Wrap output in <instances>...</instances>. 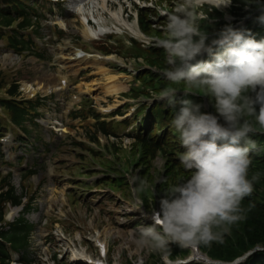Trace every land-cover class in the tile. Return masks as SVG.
Here are the masks:
<instances>
[{
    "label": "clouds",
    "instance_id": "9594fccd",
    "mask_svg": "<svg viewBox=\"0 0 264 264\" xmlns=\"http://www.w3.org/2000/svg\"><path fill=\"white\" fill-rule=\"evenodd\" d=\"M231 3L179 0L166 13V35L154 38L155 46L167 54L163 75L170 85L152 95L173 108L179 105L171 126L184 149L179 161L191 175L170 184L158 207L144 213L153 222L139 228L141 246L167 253L171 244L184 248L223 243L228 231L224 226L243 218L241 202L259 179V174L249 179L248 173L250 153L257 147L251 136L264 129V39L229 25L208 43L201 26L207 17L198 15L205 4L212 9ZM258 7L256 19L264 25V5ZM205 54L209 59H198ZM198 90L213 99L215 114L202 112V104L187 98ZM181 93L185 98L178 100ZM17 261L18 256L11 264Z\"/></svg>",
    "mask_w": 264,
    "mask_h": 264
},
{
    "label": "rangeland",
    "instance_id": "374dc122",
    "mask_svg": "<svg viewBox=\"0 0 264 264\" xmlns=\"http://www.w3.org/2000/svg\"><path fill=\"white\" fill-rule=\"evenodd\" d=\"M38 1L40 4L47 3V5L52 10L51 12L47 13L48 20H42L40 26H38L39 34L43 37V39H35V43L38 45L39 53H45L46 58H39L38 56L33 55L29 50H25L23 54L19 55V57L13 53H10V56L8 58L2 60L0 70L3 71V73L7 76L8 80H20V89L22 92H26V94L22 95V97L26 99H32L31 96L34 93H27L29 92V90L26 88H31L33 86L36 88L35 90H38L39 88L40 95L43 96L42 98H46L44 101H40L42 103V106L38 108L39 116L36 118L38 126L32 125L30 120H28V122L23 125L25 129L26 127L29 129L26 143L17 142L14 139L10 146H7L5 148L7 155L11 153L12 155L16 156L14 159H12L13 162L15 160H18V155L26 153L31 167H34V169L37 167L38 169L37 175L33 176L26 183L30 192L38 188V199L33 203L32 212L25 215V220L28 222V225H31L33 227L30 244L29 242H27L28 247L25 249V253H27V258L37 262L38 264H41L39 261L41 260L40 257L42 252H44L48 248H52L53 246L49 245L50 243L44 244L45 239L43 238V236L46 232L41 230L40 226L37 227L38 222L43 218V209L50 215L47 220L49 219V221H51L60 219L59 217H57V211H59L60 208L55 207L53 211V209L51 208L52 204L48 201V197L52 193H56V195L60 199L63 198L64 194L68 191L67 187L69 183H79V177H81L82 174L98 170L99 165L104 161L112 162L115 160H120L131 147L128 143H132L134 142V140L128 139L126 137H124L123 139L119 138L114 145L111 142L112 138H108L105 135L104 128L101 125L98 126L93 119H75V114H73V112L69 113V109L73 106V102L78 101L74 100L73 97L85 96L81 93L85 91V85H89L95 88L94 91L92 90V95H98L99 99H95L94 102H91V100H88L87 102L84 101L83 107L85 106V108H91L93 107L91 105H95L98 108H102L121 103L119 101L117 102L116 97L112 99L106 97L104 94H102V90L110 76L111 78H116V82L112 81L113 83H118L122 86V89L125 88L123 85V76L110 74V70L102 66H100L101 69L99 68V70L97 68L90 67V63H80L72 70L70 69L69 65L60 63L59 58L61 56V48L67 47V56H71L75 44L82 45L84 43L83 41L76 40L77 34L83 27L81 26L80 21L77 18L73 17L70 7L66 4H63L62 6H51L48 4V0ZM82 1L83 3L85 2V0H81V2ZM124 1L126 0H115V2L110 3L108 9H100V5L95 3V16L97 17L100 25L104 27H113L112 24L114 20L110 16V13H112L111 10L123 8L122 4ZM91 3L93 4V2ZM127 5L130 6V3H127ZM77 6H79V4ZM128 9H130V7ZM60 29H63L66 32V35L64 39L58 41ZM121 29L122 30L120 31V33H125V27L121 26ZM133 30L134 29H132V31ZM98 33L99 36L105 34H100V32ZM111 43V49H113L119 42L118 40L114 39ZM86 47H88L90 50H95L98 48H105L106 46L101 44L89 45L87 43ZM8 51L9 50L7 47H5L3 50L4 53ZM87 55L89 56V59L83 60L87 61L93 59L97 61L99 57L97 55ZM75 70L78 72L77 74L74 73ZM102 71H105V73H107V80L101 73ZM61 76H65V78L67 79L68 89L62 94H56V84L59 83L58 79ZM108 84H111L110 81H108L106 85ZM48 90L50 92H48ZM88 93H90L89 89ZM0 95L6 96L4 91L1 92ZM33 99L38 101L40 98ZM77 109H79V107H77ZM86 111L87 110H85L84 113H86ZM0 121L2 122L1 126L3 127L0 128V132L6 133L7 131H10L11 124L8 122L7 117L1 115ZM145 121L148 122L149 120ZM108 125L107 131L118 132L115 124ZM65 126L71 130V134H69V136L63 135L62 132L57 133L54 131V129L59 130ZM96 139L99 140V147L101 149L96 154L90 153L85 146L79 145V143L90 145V141H95ZM94 145L97 146V144H91V146ZM12 146H14V150L11 149ZM132 146V151L138 152V148L136 147L137 145ZM23 165L26 166V163L24 162ZM5 170L6 168L4 167L3 171ZM14 170L16 173H18L22 169L18 168L17 166L16 168H14ZM259 173H261V171H259ZM106 175L118 176L119 172H114V169L112 167H109V169L106 168ZM262 176H264V173L262 174ZM19 180L20 178L18 175L14 176L13 185H16L18 193L21 194L22 185L20 186ZM122 183L123 181L120 182V184ZM103 186L112 188L117 191L121 190L122 193L128 192L127 187H124L123 189L119 188L111 183L109 179L108 181H104ZM162 188L163 187H160L161 190ZM262 193L264 195V190L262 191ZM95 194L96 192L93 191L86 194V198L83 200V202H89L91 200L92 202H89V204L87 205L78 204L74 208L75 218L72 217L74 219V223H71L68 220H63L61 227L65 231H67L69 235L72 236L73 232H75L79 225L83 227L86 226V219H83L81 218V216H79V213L81 214L83 210L87 209L89 215L91 216L98 214L96 218L97 225L105 223L103 221L105 218V211L100 209V202H98L99 196H95ZM146 195H149L148 191H146ZM146 195H143V197L145 198ZM254 202L257 203L256 201ZM259 205L264 208V204ZM66 211L68 212L69 209H67ZM106 211L110 213V208H106ZM69 217H71L70 214ZM44 222H46V220H44ZM262 224L264 225V216L258 215L252 226L247 224L250 227L248 226L249 229L245 233L240 234L234 239L229 238L227 237V235H225L227 240L229 241V245L219 251H217L218 248H216L213 243H211L210 245L201 244L202 255L205 254L208 257V255L211 253L216 257H220V251H224L227 248L236 249L241 245H244V247H246L244 252L247 251L254 253L261 249H264V239L260 231ZM228 227L232 230L231 225H228ZM240 229L242 230L244 228L241 227ZM58 232L60 233L59 230ZM58 232L56 231V233ZM66 248L67 246L65 245L64 249H59L60 256L63 255V252ZM173 248L176 252V261L171 262L172 264L178 262V259L180 258L185 259L183 256L185 251H181L182 247L174 244L172 246H169L170 250ZM146 249L150 250L154 255V258H149L147 264H161V262H159L160 260L164 264L165 261L168 262L167 255L169 254L165 253L164 251L154 250L153 248L148 246H146ZM133 251L138 255L136 259L142 258L146 260L148 258V252L146 250L143 251V249L141 248H136ZM187 251L189 253V250ZM76 257L79 258L81 257V255H78ZM123 258L126 259L127 263L136 261V259L133 261L130 260V258L127 256ZM157 259L158 263L156 261ZM186 259L188 260V257ZM208 260L212 264H230L226 263L225 261H214L211 257H208ZM66 264H70L68 259L66 260Z\"/></svg>",
    "mask_w": 264,
    "mask_h": 264
},
{
    "label": "trees",
    "instance_id": "16d2710c",
    "mask_svg": "<svg viewBox=\"0 0 264 264\" xmlns=\"http://www.w3.org/2000/svg\"><path fill=\"white\" fill-rule=\"evenodd\" d=\"M24 7H25L24 3L19 4V8H20L19 10L20 11H24ZM30 18H32V17H30ZM30 18H29V20L27 19V21L23 24L24 27L30 26V24L33 23V21ZM16 47H18V43H16ZM15 91H17V90L15 89ZM26 114H27V111L16 109V122L18 124L23 125L24 122H26L27 118H29V117H26ZM26 132L28 133L29 131L26 129ZM262 209L263 210H256V209L252 210L249 218H251V219L254 218L256 215L255 213H257L258 215L264 216V208H262ZM252 224H254V223L253 222L249 223L250 226H252ZM249 227H248V229H249ZM31 231L32 230L29 227L27 228V226L21 225V228L14 229L12 231V235H10L7 238L15 245L16 248L26 249L28 247L27 242L30 238ZM260 231H261V233L263 235V239H264V225L263 224L261 225ZM228 245H229L228 242H225V246H228ZM219 250H221V249H218L217 251H219ZM219 253H221V251ZM0 260H2L3 262L7 261L6 252L4 251V248H2L1 246H0Z\"/></svg>",
    "mask_w": 264,
    "mask_h": 264
},
{
    "label": "bare ground",
    "instance_id": "6f19581e",
    "mask_svg": "<svg viewBox=\"0 0 264 264\" xmlns=\"http://www.w3.org/2000/svg\"><path fill=\"white\" fill-rule=\"evenodd\" d=\"M103 6H105L107 4V0H102ZM85 28L83 30L84 36L88 41H91L93 39H97L99 36V33L97 31H95L94 29L90 28L86 22H84ZM133 33L135 32V30L132 31ZM100 37V36H99ZM77 55H81V51H79L77 54L73 55V59H70L71 61H75V60H79ZM84 59H89V56L87 54L83 55ZM97 59V58H96ZM103 67V66H102ZM101 69V68H100ZM104 70V69H103ZM105 72V71H104ZM108 72V71H107ZM111 73V72H110ZM123 78V77H122ZM116 78H111V76L108 78V81H110L111 84L106 85V90L105 92H107L106 94L113 96V95H117L120 90L122 89L121 85H119L118 83H113L112 81H115ZM119 81V79H118ZM116 82V81H115ZM89 92H92L91 89H89ZM78 256V255H77ZM78 257H76L77 259Z\"/></svg>",
    "mask_w": 264,
    "mask_h": 264
},
{
    "label": "snow or ice",
    "instance_id": "6c2138e0",
    "mask_svg": "<svg viewBox=\"0 0 264 264\" xmlns=\"http://www.w3.org/2000/svg\"><path fill=\"white\" fill-rule=\"evenodd\" d=\"M101 247H103V246L101 245Z\"/></svg>",
    "mask_w": 264,
    "mask_h": 264
}]
</instances>
